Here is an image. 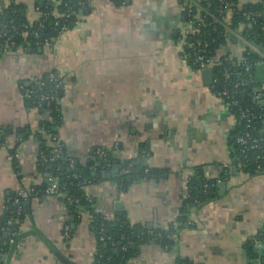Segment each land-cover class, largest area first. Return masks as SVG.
I'll list each match as a JSON object with an SVG mask.
<instances>
[{
  "label": "crops",
  "instance_id": "crops-1",
  "mask_svg": "<svg viewBox=\"0 0 264 264\" xmlns=\"http://www.w3.org/2000/svg\"><path fill=\"white\" fill-rule=\"evenodd\" d=\"M20 1L27 19L38 21L37 0ZM189 2L91 0L80 27L53 47L19 48L0 59V130H11L0 147V226L20 188L44 187L53 176L39 163L44 116L23 91L53 72L65 82L61 142L75 163L96 157L100 166L89 187L96 213L112 218L122 211L132 224L163 228L187 209L194 221L177 230L172 250L141 245L127 264H175L178 257L188 264H264V243L254 241L264 230V172L222 176L233 154L232 118L189 64L182 40ZM132 161L137 170L146 165L166 173L132 181L123 191L117 179L136 172L127 166ZM196 167L216 180L201 205L186 200ZM71 213L59 198H31L5 264H94V214L81 210L76 219Z\"/></svg>",
  "mask_w": 264,
  "mask_h": 264
},
{
  "label": "built area",
  "instance_id": "built-area-1",
  "mask_svg": "<svg viewBox=\"0 0 264 264\" xmlns=\"http://www.w3.org/2000/svg\"><path fill=\"white\" fill-rule=\"evenodd\" d=\"M49 1V0H48ZM52 15L57 18L55 26L57 34L51 38L43 37L41 26L34 27V22L24 24L26 28L21 32L22 41H16L17 26L13 21L3 22L0 29V59L14 48H32L31 46L53 47L61 35L71 30L77 29L82 24L88 14L80 11L66 9L62 12L59 0H52ZM127 0H116L117 3H125ZM201 1H206V7L201 5ZM218 5L215 11H210L212 2L209 0H190L188 10L185 14V22L182 33V40L189 48V64L199 72L213 70L212 83L208 88L218 97L226 111L232 118L233 132V154L232 159L224 167H229L232 172L251 171L256 173L264 172V32L259 39L250 35V30L257 23L260 11L246 10V5L259 3L264 7V0H237L233 5L229 0H216ZM46 2V0H45ZM91 6V0H85L81 3L82 10H88ZM43 18L46 14L41 10ZM237 9L242 13L243 20L233 23V18L237 14ZM209 22L216 24L214 28L222 35L211 39H202V27ZM42 24V23H41ZM264 30V29H263ZM262 68V72H258ZM55 85L52 94L42 95L40 101L33 108L40 110L43 104L47 105L49 110L54 109L51 103H60L62 96L60 91L64 90L65 82L59 75H52L51 78ZM38 86L45 85L40 78L34 79ZM27 87V86H26ZM23 87L24 96H31L33 89ZM40 130H46L41 126ZM51 148V161H56L64 153V144L61 142L58 132L48 133ZM7 142V140H6ZM5 142V143H6ZM4 143V144H5ZM3 143H0V147ZM100 156L105 153L102 150L96 152ZM16 154L12 155L15 159ZM40 157L44 160V150L40 151ZM75 168L74 161L69 159V169ZM148 173V170H145ZM78 179V185L84 188V195L89 202H93L94 197L89 189L91 181L82 178L79 174H74ZM33 197L59 198L65 204L72 205L78 203L79 199L73 200L68 196V192L59 182V176L53 175L49 183L41 188H20L13 200L7 206L6 210L10 212V218L6 223V234L9 244L16 242L20 236L21 229L19 225L20 217L24 213L25 203ZM66 201L68 203H66ZM189 223H194L190 219ZM71 222L65 225V237H70ZM151 234H154L155 228H148ZM103 239V238H102ZM256 244L264 243V230L260 231L254 240Z\"/></svg>",
  "mask_w": 264,
  "mask_h": 264
},
{
  "label": "trees",
  "instance_id": "trees-1",
  "mask_svg": "<svg viewBox=\"0 0 264 264\" xmlns=\"http://www.w3.org/2000/svg\"><path fill=\"white\" fill-rule=\"evenodd\" d=\"M60 7L62 12H65L66 9H71L72 11H80L85 14L91 12V6L88 10H82L81 3L85 0H59ZM116 2V0H114ZM212 2V6L209 8L210 11H215L218 5L216 0H209ZM233 5L237 4V0H229ZM52 0H46L43 6L40 5V0H37V5L41 10L46 14L40 20L34 22V27L42 28V36L51 38L57 34V28L55 26V21L57 20L51 13L53 6ZM201 5L206 7V1H201ZM25 4L20 0H0V29L3 22L9 23L13 21L17 26L16 41L20 42L23 39L21 32L26 28L24 24H27L29 20L24 14ZM246 10L249 11H260L261 15L257 19V23L253 25L250 30V35L256 39H259L264 32V7L259 3L248 4L246 5ZM188 6L185 10L187 13ZM237 14L233 18V23H236L240 20H243L242 13L237 9ZM211 19H208L206 26L202 27V39H211L213 37H219V40H222V35L217 32L214 28L216 25L214 22L210 24ZM42 23V24H41ZM31 49H37L39 47L31 46ZM18 48H14L13 51H16ZM186 53L189 52L187 47ZM189 58V55H188ZM52 73H47L40 77V80L45 82V85L38 86L35 82H31L26 88L33 89L34 93L31 96H25L26 102L30 107L37 105L40 101V97L46 94H52L55 90V85L52 78ZM63 91H60V96H63ZM54 110H49L48 106L43 104L40 108L41 114L44 116V120L41 121V126L46 130L51 129V131L39 130L37 136L40 141V150H44L46 160L39 158V163H41L42 168H45L47 171L51 172L52 175L59 176V182L61 186L65 188L68 192V196L73 200L79 199L78 203H73L72 205L67 206L71 209V214L78 219L80 216L81 210L89 209L95 218V232L98 239V250L94 264H127V262L140 254L141 245L145 244H158L166 250H172L176 244V235L177 230L184 227L193 226L194 224L189 223L190 212L185 209V212L180 214L174 223L168 227L155 228L154 234L150 233L148 228L143 227L139 224H132L128 221L126 213H116L114 217L108 218L104 214L96 213L95 209V199L93 202H89L84 195V188L78 185V179L74 178V174H79L82 178H87L92 182L96 180L97 172L100 168L99 164L97 165V158L93 157L90 163H80L74 162L75 168L69 169V159L70 156L67 152V149L64 147L63 155L58 158L56 161H51V148L50 140L48 138V133H57L58 128L62 124V110L60 103L53 102L51 106ZM11 134V130L8 128L0 130V143L6 142L8 136ZM131 165L133 169H136V172L131 176L130 174H124L118 177V186L121 190L125 191L132 181L145 180L153 177L160 176L166 171H159L155 168L142 165L137 170V163L134 165V162H129L127 166ZM127 168V167H126ZM129 168V167H128ZM148 170V173H145V170ZM196 173L191 174L187 178V188H188V197L186 200L190 202L191 200L196 202L197 205H201L207 200L211 199L213 189L216 185V180L207 179L203 175L202 167L195 168ZM248 172L256 173L253 170ZM232 170L229 167L223 168L222 176L225 179H228ZM263 173V172H260ZM132 179L129 180L128 178ZM66 203H68L66 201ZM27 202L24 206V213L20 217L19 225L17 228H20L21 220L26 214ZM10 218L9 210H6L2 225L0 226V264L6 263V258L11 256L14 251L15 245L19 239L16 238V242L9 244L8 236L6 234V223ZM72 228L70 229V233ZM103 238V239H102ZM175 264H188L185 260L177 258Z\"/></svg>",
  "mask_w": 264,
  "mask_h": 264
},
{
  "label": "water",
  "instance_id": "water-1",
  "mask_svg": "<svg viewBox=\"0 0 264 264\" xmlns=\"http://www.w3.org/2000/svg\"><path fill=\"white\" fill-rule=\"evenodd\" d=\"M43 1H44V0H41V2H43ZM128 1H129V0H128ZM41 49H42V48H38V50H41ZM262 71H263V69H262V68H259L258 72H262ZM212 77H213V70L208 69V70H205V71L203 72L204 83H205L206 86H209V85L212 83ZM134 165H136L135 162H134ZM128 179L131 180L132 178L129 177ZM218 186H219L220 188H226L227 184H226V182H219V183H218ZM117 208H118V210L122 209V204L119 203V204L117 205ZM153 227H154V225L152 224V225H150V227H148V228H153Z\"/></svg>",
  "mask_w": 264,
  "mask_h": 264
}]
</instances>
